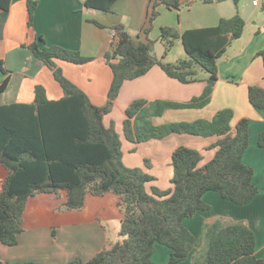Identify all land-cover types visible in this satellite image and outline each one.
Here are the masks:
<instances>
[{
  "label": "trees",
  "instance_id": "16d2710c",
  "mask_svg": "<svg viewBox=\"0 0 264 264\" xmlns=\"http://www.w3.org/2000/svg\"><path fill=\"white\" fill-rule=\"evenodd\" d=\"M116 0H87L89 9L112 12ZM219 4L229 0H201ZM235 2L239 9V0ZM12 0H0V9L9 11ZM181 10V0H151L148 23L144 29L147 41L136 45L123 25L105 27L114 30L112 50L105 55L113 73V81L105 107L94 105L89 97L69 81L56 61L83 65L93 61L79 52L59 46L26 45L35 57L53 70L56 82L64 91L60 100H50L44 87L37 86L32 104L0 106V164L6 178L0 190V241L5 246L18 244L24 232V213L29 199L39 195L67 193L66 211H79L87 195L119 198L123 214L119 236L109 249L84 262L75 258L69 264H154L151 260L156 245L171 250L167 264H180L188 259L196 243L184 221L199 211L210 210L204 201L207 192H217L236 205L249 204L259 193L253 183L255 171L243 161L249 147V122L240 120L232 131L234 113L219 111L211 121L171 123L155 126L151 119L167 109H203L210 104L219 80L218 61L227 48L242 37L245 21L237 13L222 18L214 27L197 28L180 34L174 27H165L159 40L165 45V56L181 40L186 58L178 63L165 62V56L154 54L156 41L148 38L160 15L158 8ZM37 2L28 0V27L34 24ZM264 11V4L262 6ZM42 42L43 39H41ZM264 63V50L258 53ZM160 67L165 74L184 84L195 83L199 70L209 74L207 85L198 97L186 103L136 100L126 110L124 136L132 144L162 140L173 134L203 138L218 137L213 145L215 157L201 166L202 154L193 148L179 147L172 154L173 190L151 193L147 185L154 178L140 168H129L123 162L122 140L115 126L106 127L104 117L110 114L123 85ZM0 94L10 82V71L0 60ZM250 103L264 109V89L249 88ZM259 146L264 148V133ZM148 161H146L147 163ZM256 235L242 221L217 219L208 226L204 246L194 264H264L256 256ZM3 264V263H0ZM18 264H35L32 262Z\"/></svg>",
  "mask_w": 264,
  "mask_h": 264
},
{
  "label": "crops",
  "instance_id": "0c3cea01",
  "mask_svg": "<svg viewBox=\"0 0 264 264\" xmlns=\"http://www.w3.org/2000/svg\"><path fill=\"white\" fill-rule=\"evenodd\" d=\"M33 1L37 2V9L32 28L28 27V0H12L9 11L0 9V60L10 71L8 88L0 94V106L32 104L37 86L45 88L50 100L64 97L53 70L25 47L38 43L41 47L59 46L92 58L93 61L83 65L59 60L56 64L94 105L105 107L113 81L105 55L112 50L115 31L98 26L94 21L105 27L123 25L134 43L139 45L147 41L144 29L151 0H116L112 12L89 9L85 6L87 0ZM181 1L186 5L184 11L169 10L164 5L158 8L160 15L148 36L156 41L154 54L158 58L165 56V45L159 40L165 27H174L183 34L190 29L214 27L220 19L239 13L245 21V28L242 37L232 42L218 61L219 80L209 105L203 109H167L162 116L153 117L151 121L155 126L211 121L224 109L234 113L232 131L240 120H248L250 141L243 161L254 169L253 183L259 193L249 204L239 206L223 199L217 192H207L204 201L210 205V210L199 211L184 221L196 243L188 259L180 264H194L195 257L204 246L208 226L220 218L245 222L256 235V256L264 261V148L258 143L260 134L264 133V109L253 106L248 95L251 86L264 89V63L258 57V53L264 50V0H254L251 5L239 0V9L232 0L219 4H205L201 0ZM207 6L214 8L216 13L207 14ZM171 52L165 56V62L175 64L177 62L170 58ZM3 79L4 75L0 73V82ZM206 80L184 84L168 77L156 66L146 75L123 85L112 112L104 117V124L106 127L114 125L121 140H125L122 143L130 145L132 143L124 136V122L126 110L132 102L186 103L202 95ZM218 139L173 134L162 140L132 144L131 147L125 145L129 153H135L123 155V162L129 168L143 169L154 178L147 185L148 192L151 193L153 187L171 191L173 152L182 146L196 149L203 156V166L215 157L217 149L213 145ZM5 178L6 171L0 164V190ZM66 202V192L29 199L24 213V232L19 235L18 244L9 247L0 241V263L69 264L75 258L88 262L121 240L119 231L123 214L116 195L95 197L89 194L84 208L79 211L64 210ZM170 256L168 247L157 244L151 260L154 264H167Z\"/></svg>",
  "mask_w": 264,
  "mask_h": 264
},
{
  "label": "rangeland",
  "instance_id": "374dc122",
  "mask_svg": "<svg viewBox=\"0 0 264 264\" xmlns=\"http://www.w3.org/2000/svg\"><path fill=\"white\" fill-rule=\"evenodd\" d=\"M244 2H248L250 5L251 4H253V1L254 0H243ZM234 2V1H233ZM233 2H229V5H233L232 3ZM235 3V2H234ZM183 5H182V7H181V10H185L186 8V5L184 4V3H182ZM209 7V8H208ZM207 9V10H206ZM205 11H206V13L207 14H213V13H216V10L214 9V8H212V7H210V6H207L206 8H205ZM185 13H187L186 11H185ZM207 24H210V23H207ZM215 24V23H214ZM187 55H186V52H185V50H184V48H183V45H182V42L180 41V40H176V42H175V46H174V48L172 49V52H171V56H170V58H171V60H173L174 62H180L183 58H185ZM208 77H209V74L207 73V72H205V71H203L202 69H200L199 70V74H198V80L200 81L201 79L202 80H204V79H208ZM122 141H125V140H122ZM123 144V143H122ZM125 145H127V143L126 142H124V144L122 145V153H123V155L125 156V155H127V154H131V155H134L133 153H135V152H131V153H129V150H127L126 149V147H125ZM131 145L132 144H130V145H127V146H130L131 147Z\"/></svg>",
  "mask_w": 264,
  "mask_h": 264
},
{
  "label": "built area",
  "instance_id": "2783aa9c",
  "mask_svg": "<svg viewBox=\"0 0 264 264\" xmlns=\"http://www.w3.org/2000/svg\"><path fill=\"white\" fill-rule=\"evenodd\" d=\"M254 4H255V5H258V2H255Z\"/></svg>",
  "mask_w": 264,
  "mask_h": 264
}]
</instances>
